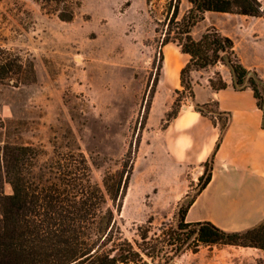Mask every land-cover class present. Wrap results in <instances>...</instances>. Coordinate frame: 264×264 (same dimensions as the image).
I'll return each mask as SVG.
<instances>
[{
  "label": "rangeland",
  "instance_id": "obj_1",
  "mask_svg": "<svg viewBox=\"0 0 264 264\" xmlns=\"http://www.w3.org/2000/svg\"><path fill=\"white\" fill-rule=\"evenodd\" d=\"M40 1L0 0V49L23 64L15 75L9 73L11 78L0 80V141L40 148V163L52 157L54 145L61 151L79 148L89 162L92 181L101 189L107 171L124 167L125 178L132 166L116 215L129 240L149 219L152 231L176 224L178 210L195 197L199 184L187 188L168 167L164 129L175 100L178 111L191 107L190 93L165 83L163 68L156 87L153 81L159 52L165 49L162 41L176 37V22L189 4L74 0L80 3L75 18L62 22L42 11ZM177 4L178 17L170 22ZM203 17L191 28L195 40L228 16L206 12ZM17 77L26 80L19 83ZM188 79L192 85L191 73ZM4 192L10 194L9 185ZM176 264H264V250L201 246L196 253H182Z\"/></svg>",
  "mask_w": 264,
  "mask_h": 264
},
{
  "label": "trees",
  "instance_id": "obj_2",
  "mask_svg": "<svg viewBox=\"0 0 264 264\" xmlns=\"http://www.w3.org/2000/svg\"><path fill=\"white\" fill-rule=\"evenodd\" d=\"M186 1L189 8L176 22L180 26L176 37H165L162 41V46L173 42L182 53L189 55V61L179 73L180 86L193 99L189 74L218 63L231 66L236 82L241 85L248 71L240 64L232 39L211 27L195 40L191 28L206 12L264 18V5L258 0ZM40 7L62 22H71L80 3L41 0ZM178 14L177 4L170 22ZM11 56L9 51L0 49V80L11 78L9 73L15 75V70L22 68L21 61L17 63L16 57L12 60ZM163 59L159 52L153 87L158 84ZM28 71L34 79L31 62ZM214 77L209 80L211 88L224 89L226 83L220 74L216 72ZM16 80L21 83L26 79L17 77ZM233 86L236 87L234 83ZM248 86L264 111V82L257 84L250 77ZM173 105L166 123L178 113L179 100ZM194 110L210 116L214 124L213 117L218 118L220 130H224L227 116L221 118V113L211 110L208 104H196ZM42 154L40 148L31 144L0 141V264H176L182 253L188 250L196 253L201 246L264 250V220L236 232L221 230L207 221L185 223L184 216L192 200L178 210L176 224L162 225L152 231L149 219L146 225L137 227L136 237L129 240L123 235L116 215L121 211L132 166L125 178L124 167L122 171H107L101 189L92 181L89 162L79 148L61 151L54 145L52 157L40 163ZM210 163L204 164L203 174L198 178L199 191L210 181ZM5 184L9 185L10 194L4 192Z\"/></svg>",
  "mask_w": 264,
  "mask_h": 264
},
{
  "label": "crops",
  "instance_id": "obj_3",
  "mask_svg": "<svg viewBox=\"0 0 264 264\" xmlns=\"http://www.w3.org/2000/svg\"><path fill=\"white\" fill-rule=\"evenodd\" d=\"M220 14L228 17L212 25L232 39L242 67L264 82V18ZM164 48V80L176 88L189 55L171 43ZM216 72L226 83L224 89L209 84ZM191 78V107L184 105L164 129L168 167L187 188L197 184L206 162L212 167L210 181L192 199L184 222L207 221L228 232L246 230L264 220V111L248 85L233 86L228 66L192 71ZM196 104H208L221 118L227 116L224 130L218 118L213 117L214 124L210 116L195 111Z\"/></svg>",
  "mask_w": 264,
  "mask_h": 264
},
{
  "label": "water",
  "instance_id": "obj_4",
  "mask_svg": "<svg viewBox=\"0 0 264 264\" xmlns=\"http://www.w3.org/2000/svg\"><path fill=\"white\" fill-rule=\"evenodd\" d=\"M228 67H229L230 70H231V73H232V76H233V81H234V84H235L236 87H244V86H247L250 77L254 78L257 84H260V83H261V81L255 76V74H254L253 72L249 71V72L247 73L246 77H245L244 82H243L241 85H239V84L236 82V77H235V74H234V72H233V69H232L231 66H229V65H228ZM194 106H195V105H194Z\"/></svg>",
  "mask_w": 264,
  "mask_h": 264
},
{
  "label": "bare ground",
  "instance_id": "obj_5",
  "mask_svg": "<svg viewBox=\"0 0 264 264\" xmlns=\"http://www.w3.org/2000/svg\"><path fill=\"white\" fill-rule=\"evenodd\" d=\"M167 62H168V60H167Z\"/></svg>",
  "mask_w": 264,
  "mask_h": 264
}]
</instances>
